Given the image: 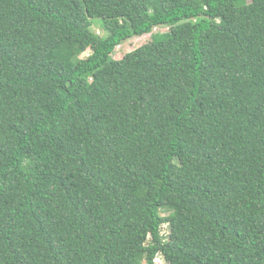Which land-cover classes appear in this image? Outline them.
Returning a JSON list of instances; mask_svg holds the SVG:
<instances>
[{
    "label": "trees",
    "instance_id": "16d2710c",
    "mask_svg": "<svg viewBox=\"0 0 264 264\" xmlns=\"http://www.w3.org/2000/svg\"><path fill=\"white\" fill-rule=\"evenodd\" d=\"M158 253L264 264V0H0V264Z\"/></svg>",
    "mask_w": 264,
    "mask_h": 264
},
{
    "label": "rangeland",
    "instance_id": "374dc122",
    "mask_svg": "<svg viewBox=\"0 0 264 264\" xmlns=\"http://www.w3.org/2000/svg\"><path fill=\"white\" fill-rule=\"evenodd\" d=\"M93 31H96L97 34L103 35L104 29L100 24V21L98 19L95 20V24L92 27ZM169 31V27L167 26H160L156 27L151 34H145L143 36L135 37L132 39H129L128 41L124 42L122 45L118 46L116 50L114 51L113 57L115 59H121L126 53L131 52L140 46L144 44L151 43L152 41V34L155 33H164ZM87 54H84L83 57L87 56ZM164 234H167L168 230L167 228H164Z\"/></svg>",
    "mask_w": 264,
    "mask_h": 264
},
{
    "label": "built area",
    "instance_id": "2783aa9c",
    "mask_svg": "<svg viewBox=\"0 0 264 264\" xmlns=\"http://www.w3.org/2000/svg\"><path fill=\"white\" fill-rule=\"evenodd\" d=\"M164 228H167V225H164ZM164 233V231H163ZM154 264H166V261L164 260L162 253H158L154 259H153Z\"/></svg>",
    "mask_w": 264,
    "mask_h": 264
}]
</instances>
